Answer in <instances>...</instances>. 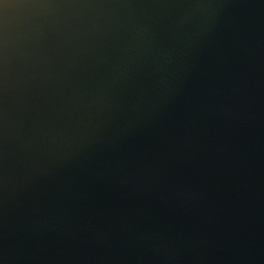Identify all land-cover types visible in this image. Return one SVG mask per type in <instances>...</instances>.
<instances>
[{
    "label": "water",
    "instance_id": "95a60500",
    "mask_svg": "<svg viewBox=\"0 0 264 264\" xmlns=\"http://www.w3.org/2000/svg\"><path fill=\"white\" fill-rule=\"evenodd\" d=\"M0 264H264V0H0Z\"/></svg>",
    "mask_w": 264,
    "mask_h": 264
}]
</instances>
